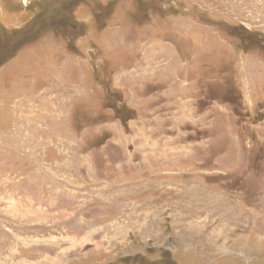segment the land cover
<instances>
[{
  "label": "rangeland",
  "instance_id": "374dc122",
  "mask_svg": "<svg viewBox=\"0 0 264 264\" xmlns=\"http://www.w3.org/2000/svg\"><path fill=\"white\" fill-rule=\"evenodd\" d=\"M45 1L0 0L47 25L0 61V264H264V0Z\"/></svg>",
  "mask_w": 264,
  "mask_h": 264
},
{
  "label": "trees",
  "instance_id": "16d2710c",
  "mask_svg": "<svg viewBox=\"0 0 264 264\" xmlns=\"http://www.w3.org/2000/svg\"><path fill=\"white\" fill-rule=\"evenodd\" d=\"M66 1L68 0L45 1L41 6L38 7L37 15H36L38 21L41 22V20H46V21L48 20L50 21V23L54 22L52 21L53 17L54 18L59 17V12L64 11L66 9L65 6ZM41 27L42 28L38 30L36 26L34 29L35 32H30L29 35L27 36L24 35L23 38H21L20 36L21 34L19 31H13L12 33H9V35H6L7 33L5 31H2L0 33V44L2 43V40H6L9 42L6 45H0V61H3L4 57H6L8 60H11L15 52L18 50V47L21 46L19 44L21 43L22 39L23 41H27V42L34 40L40 34V31L44 29L43 27L46 28L47 25H42Z\"/></svg>",
  "mask_w": 264,
  "mask_h": 264
}]
</instances>
